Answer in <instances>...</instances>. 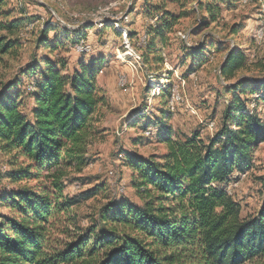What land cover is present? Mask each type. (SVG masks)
I'll use <instances>...</instances> for the list:
<instances>
[{
	"label": "trees",
	"instance_id": "16d2710c",
	"mask_svg": "<svg viewBox=\"0 0 264 264\" xmlns=\"http://www.w3.org/2000/svg\"><path fill=\"white\" fill-rule=\"evenodd\" d=\"M231 1L198 0L199 11L206 12L198 27L215 23L221 7ZM3 4L0 0V57L15 49L18 42L11 38L21 29L17 20L6 21ZM167 19L158 17L159 27L147 33L148 41L155 35L164 42ZM86 28L61 29L76 47ZM50 29L47 25L40 30L38 45L54 52L61 43L55 37L48 40ZM204 38L209 37L193 49L198 56L203 55ZM222 46L218 42L216 50ZM245 59L242 52L229 50L221 75L230 79ZM89 65L79 61L69 72L65 60L34 61L23 72L35 78L24 93L14 82L0 93V152L13 153L3 179L11 184L37 182L0 194V208L8 210L0 214V264H244L263 258L264 193L257 215L243 220L239 204L225 190L234 173L237 179L246 174L252 149L264 141V121L239 96L227 105L223 126L207 146L200 147L194 139L179 145L167 142L168 154L159 161L133 151L123 156L140 205L123 196L106 197L97 216L100 225L95 222L64 243L53 239L57 217L97 195L87 191L68 198L63 182L66 169L78 174L89 164L94 119L105 101L95 86L94 63ZM259 83L251 93L260 90L258 99L264 102V80ZM248 85L252 87L240 81L231 90L239 88L243 94ZM26 99L32 102L29 110Z\"/></svg>",
	"mask_w": 264,
	"mask_h": 264
},
{
	"label": "rangeland",
	"instance_id": "374dc122",
	"mask_svg": "<svg viewBox=\"0 0 264 264\" xmlns=\"http://www.w3.org/2000/svg\"><path fill=\"white\" fill-rule=\"evenodd\" d=\"M1 9L8 15L6 21L17 20L21 29L11 38L18 42L15 49L0 57V93L12 82L24 93L35 78L23 76V72L34 61L65 60L69 72L81 61L88 66L94 63L95 86L105 100L94 119L87 149L89 164L78 174L66 169L63 179L68 198L87 191L97 195L57 217L52 237L59 243L95 222L100 225L97 216L106 197L123 196L141 204L130 187L131 172L123 165L126 153L133 151L159 161L168 154L167 142L179 145L194 139L200 147L207 146L222 128L224 111L235 96L264 121V102L258 99L261 92L251 93L264 80V37L257 36L262 26L264 31V0L231 1L207 28L198 27L206 16L199 11L198 0H4ZM162 15H167L170 25L163 32L164 42L151 34L148 41L147 33L159 27ZM47 25L51 28L48 40L55 37L61 43L54 52L38 45L39 32ZM85 26L89 27L84 29L85 38L77 43L84 45L75 47L65 40L62 27L74 31ZM204 36L209 38H204L205 49L198 56L193 49ZM218 42L223 46L216 50ZM85 45L90 51L78 54L88 50ZM231 49L242 52L246 59L226 79L221 69ZM240 81H249L252 87L248 85L243 94L242 89L231 90ZM25 103L26 109L32 108L30 99ZM143 113L145 117L136 121ZM145 126L149 128L145 130ZM12 156L0 152V194L37 183L11 184L3 179ZM233 178L225 190L239 204L241 219L256 216L263 204L264 141L252 149L246 174L237 179L234 173ZM39 181L48 184L45 179ZM0 214H8V210L0 208ZM244 264H264V257Z\"/></svg>",
	"mask_w": 264,
	"mask_h": 264
},
{
	"label": "built area",
	"instance_id": "2783aa9c",
	"mask_svg": "<svg viewBox=\"0 0 264 264\" xmlns=\"http://www.w3.org/2000/svg\"><path fill=\"white\" fill-rule=\"evenodd\" d=\"M257 36L264 37L263 26H262V33H260V34H257ZM120 87H121V89H122V81H121Z\"/></svg>",
	"mask_w": 264,
	"mask_h": 264
},
{
	"label": "bare ground",
	"instance_id": "6f19581e",
	"mask_svg": "<svg viewBox=\"0 0 264 264\" xmlns=\"http://www.w3.org/2000/svg\"><path fill=\"white\" fill-rule=\"evenodd\" d=\"M100 27H101V26H100ZM255 35H256V34H255ZM80 48H81V47H80ZM80 48H79V49H80ZM82 52H83V51H82Z\"/></svg>",
	"mask_w": 264,
	"mask_h": 264
}]
</instances>
